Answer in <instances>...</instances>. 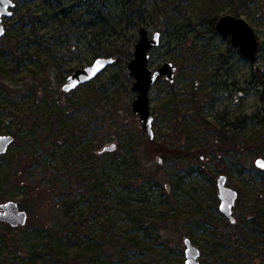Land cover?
Masks as SVG:
<instances>
[{"label":"rangeland","instance_id":"374dc122","mask_svg":"<svg viewBox=\"0 0 264 264\" xmlns=\"http://www.w3.org/2000/svg\"><path fill=\"white\" fill-rule=\"evenodd\" d=\"M15 1L0 39V135L15 137L0 156V204L17 202L28 222L0 238V264H185V238L202 264H264V87L253 78L264 0ZM225 15L255 29L257 65L216 31ZM140 26L162 34L150 67L177 68L151 88L153 139L131 106ZM99 57L116 62L63 91ZM221 128L236 137L222 141ZM222 174L238 192L235 223L220 212Z\"/></svg>","mask_w":264,"mask_h":264},{"label":"water","instance_id":"95a60500","mask_svg":"<svg viewBox=\"0 0 264 264\" xmlns=\"http://www.w3.org/2000/svg\"><path fill=\"white\" fill-rule=\"evenodd\" d=\"M15 5L14 0H0V29H2L0 38L6 35L3 20L5 17H12L13 12L11 9ZM215 28L224 39L230 38L232 45L238 49L243 58L253 65H257L261 42L255 29L244 18L234 15L222 16L216 22ZM161 41V32H154L151 36L149 29L141 26L139 28V40L135 45L133 57L127 64L130 77L134 78L132 91L137 94L131 106L133 112L139 116L144 131L151 139L154 138L153 124L155 120L150 109L151 88L162 78L173 82L177 71L176 66L170 61L165 62L157 69L150 67V52L158 48L161 45ZM115 62L116 59L114 57H99L91 65L75 70L67 78L66 83L63 85V91L70 93L78 87L92 82ZM262 71L264 73V67ZM14 141L15 137L11 134L0 135V156L8 152ZM115 150L116 145L103 149L104 152H113ZM256 166L264 169V159L258 158ZM216 188L220 199V212L231 223H235L236 218L233 215V208L238 198V192L227 186V176L223 174L217 177ZM0 222L9 224L14 228L23 227L28 222V213L20 210L17 202L2 203L0 204ZM184 244L186 246L185 264H202L200 261L201 250L190 238H185Z\"/></svg>","mask_w":264,"mask_h":264},{"label":"trees","instance_id":"16d2710c","mask_svg":"<svg viewBox=\"0 0 264 264\" xmlns=\"http://www.w3.org/2000/svg\"><path fill=\"white\" fill-rule=\"evenodd\" d=\"M24 17L26 16H21L20 19L23 21L24 20ZM32 18H36L38 19L39 21L41 20V17H32ZM32 23L36 26L37 22H35V20H32ZM212 25L215 24V20L210 22ZM216 26V25H215ZM141 27V26H140ZM7 48V53H11V54H16V51L13 50V48L10 46L6 47ZM0 54H3L2 52ZM110 56H112L113 54H109ZM253 78L257 81V83L260 85V86H263L264 87V73L262 71V69L260 68H254L253 69ZM262 96L264 98V92L262 93ZM234 126H237L236 124H234ZM229 131H227L226 129L224 128H221L219 129L218 131V134H219V137L220 139L223 141L224 139H234L236 136H231V135H228ZM234 133V132H233ZM152 144H154V141L153 140H150ZM226 152V151H225ZM228 152H226L225 154H227ZM3 196H7L6 194H4ZM76 201L75 200H68V202L65 204L66 208H67V211H64V214L65 215H68L69 213V209H71L73 207V204L75 203ZM24 207V206H22ZM26 208V207H24ZM0 226L3 227L6 231H4L1 235H0V238L1 239H5L6 238V235H3V234H11L13 237H17L16 236V232L17 230L19 229V227H12L10 226L9 224H6V223H2L0 222ZM261 226H264V222L261 223ZM226 235H228L225 230H220V234L218 235V240L214 243V251H219L220 248L222 246H225L226 245V242H227V239H226ZM76 260V259H75ZM81 264V263H80Z\"/></svg>","mask_w":264,"mask_h":264},{"label":"flooded vegetation","instance_id":"af4514ba","mask_svg":"<svg viewBox=\"0 0 264 264\" xmlns=\"http://www.w3.org/2000/svg\"><path fill=\"white\" fill-rule=\"evenodd\" d=\"M14 1H15V0H14ZM22 1H27V0H22ZM15 3H16V5H15V7H16V6H17V2L15 1ZM15 7H14L13 9H11L12 12H13V15H14V12L16 11ZM13 15H12V17H13ZM9 18H11V17H5L4 20H3V24H4V26H5L6 33H7L6 21H7ZM0 39H1V38H0Z\"/></svg>","mask_w":264,"mask_h":264},{"label":"snow or ice","instance_id":"6c2138e0","mask_svg":"<svg viewBox=\"0 0 264 264\" xmlns=\"http://www.w3.org/2000/svg\"><path fill=\"white\" fill-rule=\"evenodd\" d=\"M0 34H2V29H0Z\"/></svg>","mask_w":264,"mask_h":264}]
</instances>
